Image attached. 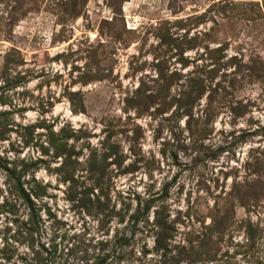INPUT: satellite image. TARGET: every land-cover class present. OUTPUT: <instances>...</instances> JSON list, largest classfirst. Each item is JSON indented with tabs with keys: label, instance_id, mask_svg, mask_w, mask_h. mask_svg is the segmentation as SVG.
Returning a JSON list of instances; mask_svg holds the SVG:
<instances>
[{
	"label": "rangeland",
	"instance_id": "374dc122",
	"mask_svg": "<svg viewBox=\"0 0 264 264\" xmlns=\"http://www.w3.org/2000/svg\"><path fill=\"white\" fill-rule=\"evenodd\" d=\"M0 264H264V0H0Z\"/></svg>",
	"mask_w": 264,
	"mask_h": 264
}]
</instances>
